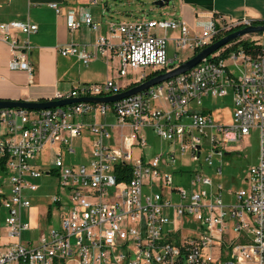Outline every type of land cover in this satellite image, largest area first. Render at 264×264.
I'll return each instance as SVG.
<instances>
[{"label": "built area", "instance_id": "built-area-1", "mask_svg": "<svg viewBox=\"0 0 264 264\" xmlns=\"http://www.w3.org/2000/svg\"><path fill=\"white\" fill-rule=\"evenodd\" d=\"M91 4L96 5V0ZM51 7L61 14L57 4ZM83 16L86 27L100 31L101 24L88 10ZM253 26L257 25L247 19L213 16L191 35L176 20L109 24V31L119 37L116 45L99 36L93 55L73 45L59 53L78 57L88 65L98 51L102 55L114 51L120 79L144 71L137 83L129 81V88L180 67L178 51L189 49L196 55L219 36ZM68 27L76 31L81 23L72 21ZM37 29L19 21L0 24V39L30 80L29 42L21 45L12 34L29 37ZM168 32L179 34L174 39L173 61L168 57ZM148 69L153 70L150 76L145 73ZM124 91L115 80H109L58 93L53 101L109 98ZM230 92L234 126L216 127L210 114L191 109V105L202 106L205 98H226ZM252 130L260 133L259 160L250 169L248 189L236 195L235 204L223 203L220 186L212 193L202 190L214 183L199 173L191 182L198 190L190 194L174 184L177 154L189 153L190 161L199 163L201 137L210 139L206 162L212 166L213 156H223L226 144L244 140ZM147 132L171 143V151L145 159ZM87 136L92 139L87 162L67 164L66 157L84 149L75 147L74 140ZM47 150L54 164L43 171L34 161L44 163L39 158ZM135 151L140 154L136 156ZM54 174L65 191V195L51 198V206L60 210V229L39 231L24 241V234L36 231L25 220L33 196L40 190L34 181ZM216 175H222L221 168ZM190 221L197 222L201 231L184 229ZM70 262L264 264V34L244 36L190 72L116 103H78L44 111L0 110V264Z\"/></svg>", "mask_w": 264, "mask_h": 264}, {"label": "crops", "instance_id": "crops-1", "mask_svg": "<svg viewBox=\"0 0 264 264\" xmlns=\"http://www.w3.org/2000/svg\"><path fill=\"white\" fill-rule=\"evenodd\" d=\"M93 1L95 0H0V24L19 21L38 28L37 32L29 37L21 32L12 34L21 45L29 42L27 58L33 68L31 80L28 73L18 69L14 64L10 47L0 39V101L27 103L53 101L58 93L67 94L84 85L103 84L109 80L119 79V60L114 51H109L105 55L98 51L96 59L88 65L78 57H64L59 53L61 48L73 45L80 49L84 48L88 54L93 55L99 36L105 37L114 45L119 42V37L108 29V25L114 23L104 20L103 12L95 8L103 0H96V5L91 4ZM53 4L61 8V14L58 15L52 9ZM85 10L101 24L99 32L95 33L83 24ZM213 16H228L234 20L247 19L255 24L264 25V0H176L174 13L169 20L183 22L190 34L195 35L199 32L200 24L208 22ZM72 21L81 23V28L71 31L68 24ZM166 35L169 40H174L179 34L168 32ZM180 61L185 62L182 59ZM128 83L129 80L118 84L125 91L136 87L132 85L128 88ZM202 112L209 115L207 111ZM85 140L74 141L79 143L77 147H84L85 150L87 147ZM83 150L78 149L77 155L79 151L81 156ZM74 157H66V163L73 165L84 163H76ZM59 195L61 194L55 196ZM51 207L45 214L46 224L53 222ZM33 211L41 214L39 209H32L30 212ZM57 222L59 223V217Z\"/></svg>", "mask_w": 264, "mask_h": 264}, {"label": "rangeland", "instance_id": "rangeland-1", "mask_svg": "<svg viewBox=\"0 0 264 264\" xmlns=\"http://www.w3.org/2000/svg\"><path fill=\"white\" fill-rule=\"evenodd\" d=\"M159 0H103L99 6H95L98 11L103 12L104 20H109L114 24L119 25L120 23H137L141 20H169L170 16L174 13V6L176 0H171L169 6L163 8L155 6V2ZM107 6V8L105 7ZM168 57L169 60L175 58V42L173 39H168L167 42ZM180 60L187 61V57L192 58L193 52L189 49L178 51ZM180 62L176 63L178 67ZM147 76L153 73L152 69H148L146 72ZM144 74L143 70L139 72L131 73L128 79H117V83L125 82L127 80L137 83L141 76ZM119 76V75H118ZM143 83L137 84L141 85ZM193 108V109H192ZM191 109L195 112L207 111L212 115L213 124L216 127H231L236 124L234 114L235 107L233 103L232 93L226 98H213L208 97L203 100L202 106L195 107L191 105ZM109 119L112 121L111 117ZM148 135V148L144 150L145 159H152L161 154L165 155L167 152L171 151V143L165 142L151 132H147ZM196 137H200L196 135ZM201 146H203L202 156L199 163H192L190 161L189 153L177 154L176 166L174 167V184L185 190L188 194L192 190H198V187H193L191 182L193 180L192 176L195 174H201L203 177L211 179L214 183V187L204 186L201 189L207 191L208 193L214 192V189L220 186L223 193V203L231 204L236 202V195L243 190L248 189L246 180L249 177L250 169L258 163L259 151H260V133L258 130H252L250 136L239 142H232L226 144L223 150V156L215 154L212 158L213 165L209 166L206 159L210 156L211 143L209 138L201 137ZM87 147L80 152L73 159L76 163L87 162L89 154L91 152V137L86 138ZM78 142L74 141V146H78ZM140 153L135 151V155L138 156ZM36 164L43 171H49L54 164L52 156H49V151L47 150ZM222 169V175L218 177L216 175L217 169ZM39 187V192L33 196L32 199V209H39L41 214L36 212H27L25 215V220L31 224L33 229L29 235L24 234L23 238L26 241L28 236L36 237L39 231H45L48 233L51 228H59V223L57 222L60 216V210L57 207H51V198L55 195L62 194L63 190L59 187V181L57 176L54 174L49 178H42L40 180L34 181ZM65 195V193H63ZM179 200L175 201L178 203ZM51 207V212L53 214V222L51 224H46L45 214ZM5 213L2 212V217L4 218ZM3 223V221H2ZM3 225V224H2ZM184 229L201 231L199 224L195 221H190L186 223L183 227ZM168 230V228L166 229ZM67 264H77L76 262H70Z\"/></svg>", "mask_w": 264, "mask_h": 264}, {"label": "water", "instance_id": "water-1", "mask_svg": "<svg viewBox=\"0 0 264 264\" xmlns=\"http://www.w3.org/2000/svg\"><path fill=\"white\" fill-rule=\"evenodd\" d=\"M170 0H159L155 2V6L163 8L169 6ZM106 7V5H105ZM254 34H264V25H258L253 27H248L246 29L232 33L218 42L214 43L210 47L201 51L200 53L194 55L191 59L184 62L180 67L160 76H157L141 85L133 87L123 93L112 96L109 98H86V99H71L66 101H47V102H38V103H27V102H10V101H0V110L6 109H21L26 111H44L56 108H62L69 105H74L78 103H92V104H112L119 102L121 100L127 99L129 97L142 94L149 90L150 88L162 84L172 78H175L179 75L185 74L193 70L196 66L201 64L205 59L215 54L222 48L231 44L232 42L247 36Z\"/></svg>", "mask_w": 264, "mask_h": 264}, {"label": "trees", "instance_id": "trees-1", "mask_svg": "<svg viewBox=\"0 0 264 264\" xmlns=\"http://www.w3.org/2000/svg\"><path fill=\"white\" fill-rule=\"evenodd\" d=\"M263 24V23H262ZM262 24H259V23H256V25H262ZM222 38H224V36H219L217 39H216V42H218L219 40H221ZM201 51H197L196 54L200 53ZM153 79V77H151L149 80ZM120 181H122V178L119 179Z\"/></svg>", "mask_w": 264, "mask_h": 264}]
</instances>
